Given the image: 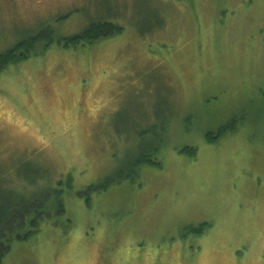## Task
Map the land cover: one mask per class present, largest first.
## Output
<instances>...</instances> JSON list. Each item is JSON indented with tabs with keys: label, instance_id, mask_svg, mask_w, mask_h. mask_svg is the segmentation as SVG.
<instances>
[{
	"label": "rangeland",
	"instance_id": "374dc122",
	"mask_svg": "<svg viewBox=\"0 0 264 264\" xmlns=\"http://www.w3.org/2000/svg\"><path fill=\"white\" fill-rule=\"evenodd\" d=\"M99 20L0 71V215L64 204L0 264H264V0H0V53ZM151 136L160 166L88 190Z\"/></svg>",
	"mask_w": 264,
	"mask_h": 264
},
{
	"label": "trees",
	"instance_id": "16d2710c",
	"mask_svg": "<svg viewBox=\"0 0 264 264\" xmlns=\"http://www.w3.org/2000/svg\"><path fill=\"white\" fill-rule=\"evenodd\" d=\"M44 29L45 28L40 29L35 34L27 35L26 38L20 40L11 48L1 52L0 71L4 70L9 65L16 64L17 62L32 56L33 54L43 52L53 43H58L65 48L75 47L115 35L121 32L123 27L108 20L94 21L89 26L85 27L81 32L71 36L62 37L57 41H54L51 37V31ZM235 122L237 125V121L232 120L230 123L222 125L219 129H217L218 137L216 136V139L218 140L228 132L235 131L237 129ZM151 137L152 138L150 140L143 141L142 143L144 146L138 151L136 150L129 156L128 159H126L124 167L123 165L118 166L115 171L108 176H105L101 181L89 185L88 190H102L112 184L120 182L125 178H133L138 174L140 167L144 164L160 166L161 163L157 159L159 145L157 144L156 139H154L157 137ZM209 138H213L211 133H209ZM164 141L165 140L163 138L160 139V143H163ZM185 150H187L186 152L192 156H195L197 152V149L194 147H185L182 151ZM51 194L48 195V197H51L49 202L51 200L52 202L48 205L46 203V199L44 202H40V200L37 199V195L34 199L35 202L33 203L32 208L28 206H17V209H14L13 205H9L8 210H6L8 211L7 214L4 216L0 215V262L11 248L14 238H29L33 232L36 233L39 230L40 225L37 224L40 222L38 220L39 216L43 215L42 218L47 217L46 213L49 208H52L55 201L58 202L57 207L60 211H64L63 190L53 188L51 190ZM205 225L206 223H202L198 227H193L191 231L195 234H200L203 232ZM25 226H27L28 230L19 232L20 230H23Z\"/></svg>",
	"mask_w": 264,
	"mask_h": 264
}]
</instances>
